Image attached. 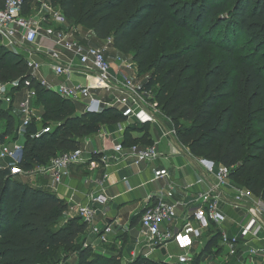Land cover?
Wrapping results in <instances>:
<instances>
[{
  "label": "trees",
  "instance_id": "trees-1",
  "mask_svg": "<svg viewBox=\"0 0 264 264\" xmlns=\"http://www.w3.org/2000/svg\"><path fill=\"white\" fill-rule=\"evenodd\" d=\"M51 1L69 21L91 28L101 40L112 38L113 46L131 55L141 70H152L144 86L159 87L156 101L178 140L192 154L230 168L236 184L264 200V0ZM163 30L173 37L180 33L181 39L153 60L156 36ZM0 82H14L15 89L29 82L43 115L57 123L52 130L44 124L41 129L33 119L20 162L0 168V264H53L56 256L70 252L78 255L74 264H123L121 254L106 255L77 243L87 222L68 215L64 198L18 176L21 170L48 165L61 152L79 150L102 125L125 122L128 114L116 106L77 113L75 101L36 78L25 54L1 42ZM0 118L6 120L1 146L19 126L1 101ZM220 235L217 231L203 252ZM128 264L178 263L140 255Z\"/></svg>",
  "mask_w": 264,
  "mask_h": 264
},
{
  "label": "built area",
  "instance_id": "built-area-1",
  "mask_svg": "<svg viewBox=\"0 0 264 264\" xmlns=\"http://www.w3.org/2000/svg\"><path fill=\"white\" fill-rule=\"evenodd\" d=\"M4 0L0 5V42L7 47L19 48L25 51L28 67L35 75L43 65L35 59L36 55L44 56L53 68L57 77H69L73 71V59H77L78 65L85 71L94 73L96 83L93 87L86 85H69L67 81H60L56 85L48 84L42 80V84L59 93L61 96L73 101L83 102L85 111L99 112L106 106H125L130 115L140 116L142 107L149 105L148 99L152 91L147 90L144 83L139 82L135 75H122L114 77L111 72V62L107 57L109 45H113V39H107L108 46H95L88 42L87 37L82 36L80 24L69 21L62 8L51 0ZM29 7L27 10L26 8ZM45 38L53 42L49 48L39 42ZM122 63L128 68L132 63L121 58ZM14 82H0V101L12 104L15 94ZM23 88L25 95L18 102L22 122L18 128L21 136L26 134L27 126L36 117L32 102L37 93L27 82ZM93 89L118 92L110 101L97 97ZM144 114V112L142 113ZM143 117V116H142ZM153 120L152 116L144 115L142 121ZM130 156L134 164L156 160L160 151L156 145L143 147L139 144L129 146ZM24 144L18 140L6 142L0 146V159L8 161L9 165H17L23 156ZM116 154L124 150L122 143L114 146ZM117 155L115 156L117 158ZM105 156L103 162L109 166V158ZM85 160L79 150L65 151L52 158L48 165L39 166L38 169L53 175L55 182L62 183L65 176L71 172L73 165L84 163ZM201 162L209 174L214 175L216 185L206 192L200 193L193 202L191 217L196 223L194 235L200 239L205 230H214L209 238L219 231L220 250L215 257H225L229 264H260L264 260V248L258 246L256 241L264 239V200L257 196L250 188L236 184L230 177V168L218 161L202 158ZM36 170L20 171L22 175L34 174ZM106 176H108L106 174ZM228 189L230 203L234 208L243 211L238 225V232L230 233L224 228L227 215L223 210V190ZM173 191L167 192V197H172ZM110 198L104 192H96L90 195V199L77 207L78 216H81L88 224V229L95 234L97 243L104 244L109 241L112 226L95 224L97 209L95 203L106 204ZM69 212L73 214V201L68 202ZM176 203H170L159 199L156 202L149 201L141 212L140 221L143 234L147 243L152 248L161 247L168 241H178L184 252L172 261L178 264H186L192 260L194 254L191 248L194 238L189 233L164 231L163 227L176 219ZM216 227V228H215ZM226 248V251L223 249Z\"/></svg>",
  "mask_w": 264,
  "mask_h": 264
},
{
  "label": "crops",
  "instance_id": "crops-1",
  "mask_svg": "<svg viewBox=\"0 0 264 264\" xmlns=\"http://www.w3.org/2000/svg\"><path fill=\"white\" fill-rule=\"evenodd\" d=\"M81 28L82 36L87 37L88 42L95 46L101 45L102 40L94 34L91 28H85L83 25ZM39 42L49 48L54 45L51 40L45 38H40ZM112 49L107 52V57L112 66V75L120 77L134 74L137 70L135 62L132 63L131 68L126 67L121 61L124 55L113 45ZM35 59L43 63L38 70L41 72V77L36 76L38 72L36 71V78L40 81L46 79L50 85H56L64 80L69 85L81 84L93 87L96 83L95 74L81 68L77 59H73V71L69 77H57L44 56L39 54L35 56ZM25 91L24 88L16 89L15 101L9 105L18 108V102L24 97ZM93 92L97 97L108 101L119 95L118 92L106 90L93 89ZM35 100L32 102V107L37 116L43 111V108L37 106ZM75 102L79 105L78 109L75 103L77 113L84 112L85 104ZM116 107L127 113L128 119L121 123L102 125L98 132L86 137L81 142L79 149L85 162L73 165L70 174L64 177L62 183H56L52 174L42 172L38 167L35 168L34 174L25 176L20 173L18 179L36 188L55 193L67 202L73 201V214L68 212V215L73 216H78V205L87 202L90 195L96 192H104L110 200L106 204H94L97 209L95 224L112 226L109 241L103 245V248L99 247L102 244L97 243L95 234L90 229L76 239L77 243L90 244L96 252L102 254L109 252L108 255H117L113 250L121 248L123 261L126 260V262L131 256L134 257L140 252L143 253L142 255L155 260L166 261H172L173 258L184 252L178 241H168L157 248L148 245L147 238L142 231L140 216L149 198H152L154 202L163 199L170 203H176L177 217L174 221L167 223L163 230L191 234L195 239L191 248L193 254L205 249L214 230H205L200 239L196 238L194 235L196 223L191 217V208L200 193L214 188L216 185L214 175L207 172L206 167L201 162L202 157L192 154L190 148L178 140L171 119L163 111H159L149 104L142 107L144 114L132 116L125 106ZM145 114L152 116L153 120L143 122L142 119ZM131 124H137V127L129 129ZM117 143L124 145L123 152L118 155L114 150ZM131 143L143 147L156 145L160 151V156L156 160L136 165L130 156L129 146ZM105 156H111L109 166L103 162ZM8 165V161L0 159V168ZM13 170L19 172L17 167H14ZM169 190L173 191L172 197H167ZM222 198L223 210L228 218L223 226L230 233L238 232V225L244 210L236 209L228 203L230 200L228 189L223 190ZM255 244L264 248V239L256 241ZM220 247L218 239L217 244L211 247L214 250L212 255L216 256V249L218 252ZM223 250L226 251V248ZM77 259V253H73L75 263ZM260 264H264V260L261 259Z\"/></svg>",
  "mask_w": 264,
  "mask_h": 264
},
{
  "label": "rangeland",
  "instance_id": "rangeland-1",
  "mask_svg": "<svg viewBox=\"0 0 264 264\" xmlns=\"http://www.w3.org/2000/svg\"><path fill=\"white\" fill-rule=\"evenodd\" d=\"M85 28H87V27H85ZM216 35L219 36V33H216ZM172 37H173V35L171 34L170 30H163L160 34H158L156 36V43H155V46L153 48L152 56H151V58L153 60L156 59L157 57H159V55L161 54L163 48L168 47L171 50H173V49H175L178 46L177 44L180 42L181 34L178 33L176 37H173V38ZM221 38H223V36H221ZM233 39H234V35H232V40ZM241 44H244V42H242ZM108 45H109V43H108L107 40H102L101 41V45H99V46L104 47V46H108ZM13 49H16L17 51H19V52H21L23 54L25 53V51H21L19 48L14 47ZM111 50H113L112 49V45H109L108 49H107V52H110ZM123 59L126 62H130V63L135 62V61H133L131 55H124ZM135 66L137 67V68L135 67L137 70L132 75H135L138 78L139 82L145 84L153 71L148 69V68L141 70L138 67V64L136 62H135ZM36 76L38 78H40L41 77V72L38 71L36 73ZM158 89H159L158 86H155L153 88L152 94H151L150 98L148 99V101H149V104L152 105V107L157 108L159 111L160 110L162 111L161 107L158 105V102L156 101V94L158 92ZM35 103H36L37 106H40L37 102H35ZM76 105H77V107L79 109L78 103H76ZM2 107L10 110L15 115V118L17 120L18 126H20V124H21V116H20V111L18 110V108L16 106L9 105V104H7L5 102H2ZM160 116H162V115H160ZM34 119L37 122H39L40 128L42 127V124H44V126L47 125V129L48 130H52L57 125V123L55 121L48 120L43 115V111L38 113L37 116L34 117ZM5 125H6V120L0 118V130H3L5 128ZM136 126H137V124H131V125H129V128L132 129V128H135ZM15 140H18L19 143L24 144L25 137L21 136L19 134V132L16 131V133L10 135L7 138L8 142H13ZM185 233H187V232H185ZM104 244H106V243H104ZM104 244L100 245L99 247L103 248ZM121 250H122L121 248L120 249L118 248V249H114L113 251H114V253H117V255H119V254L122 253ZM204 250L205 249H202L200 252L195 253L194 257L192 258V260L190 262L186 263V264H229V261H227L225 257H221V256L220 257H215V255H212V253H213L212 251H214L213 248H210V250L205 251V254L203 252ZM108 254H109V252L106 253V255H108ZM142 254L143 253L140 252V253H137L136 255H134V257L131 256V258L127 262H126V260L123 261V258H122V263L123 264H128L129 262L133 261L134 259H136L138 256H140ZM144 254H146V253H144ZM74 263H75V261L73 260V252L60 254V259H58L57 256L53 259V264H74Z\"/></svg>",
  "mask_w": 264,
  "mask_h": 264
}]
</instances>
